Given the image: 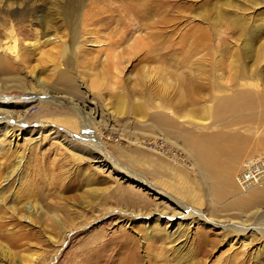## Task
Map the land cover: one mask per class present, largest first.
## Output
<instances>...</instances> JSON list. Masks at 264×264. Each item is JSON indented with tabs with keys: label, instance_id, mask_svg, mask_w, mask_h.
<instances>
[{
	"label": "rangeland",
	"instance_id": "1",
	"mask_svg": "<svg viewBox=\"0 0 264 264\" xmlns=\"http://www.w3.org/2000/svg\"><path fill=\"white\" fill-rule=\"evenodd\" d=\"M67 4L0 0V47L16 53L0 49V119H10L0 122V245L11 253L0 264H264L253 229L264 226V178L238 182L264 160V99L213 117L238 90L264 93V0H85L73 26ZM158 115L193 136L243 139L231 191L221 183L228 162L214 176L200 144L168 134ZM97 142L187 213L98 163ZM176 213L195 214L169 222Z\"/></svg>",
	"mask_w": 264,
	"mask_h": 264
},
{
	"label": "bare ground",
	"instance_id": "2",
	"mask_svg": "<svg viewBox=\"0 0 264 264\" xmlns=\"http://www.w3.org/2000/svg\"><path fill=\"white\" fill-rule=\"evenodd\" d=\"M84 1L85 0H71V7H69L68 4L66 5V7H64V14H65L66 10H71V12H66V14H65V16H66V18L68 20L66 22L70 21L71 26H73V23L74 24L76 23V20L78 19L79 15L81 13V9L83 7ZM152 4H153V2H152ZM144 5H145V2H140L138 6L143 7ZM156 5H159V4L155 3L154 6H156ZM154 6H152V8ZM132 11H134V9H132ZM139 11H142V10L140 9ZM136 12H137V10H136ZM146 13H148V11H146ZM95 14H100V11L96 12ZM236 24L239 25V28H242V26H243L242 23L239 24L237 22ZM8 45L4 44V45H2L0 47V49L7 55L9 54V52L11 54H16V53H14L15 50H9L10 48L8 47ZM247 45H250V43H247ZM30 47L31 48H35V45H31ZM249 50H251V48H249ZM3 52H2V54H3ZM0 59H1V57H0ZM260 60L264 61V49L261 50ZM38 82H40V80ZM165 84H167V83H163V82L161 83V85H165ZM239 91H241V92L239 93ZM258 95H261V96H258ZM261 98L264 99V93H262V94H253V93H251L249 91L245 92L243 90H238L234 96L224 98L216 105V107L213 110V117L215 118V120L221 122V121H223L226 118L233 117L237 113H241L247 107L251 106V102L252 101L257 100V99H261ZM165 107H166V105H163V108H165ZM79 108H78V110H79V114H80V117H81V115H84L85 113H84V109H82V108L79 109ZM179 118L181 119V117H179ZM81 119L83 120L84 118L81 117ZM9 120H10L9 118H2V119H0V122H2V121L8 122ZM84 120H85V122L87 121V122L92 123L91 122L92 120L90 119L89 116H88V119H84ZM154 120L156 121L157 124H159L162 128H164V130L166 132H168V134H170L172 136L174 135L175 137H178V138L183 139V140H184L185 137L189 136V138H185L186 141L190 142L191 144L199 143L200 146H201L200 151L197 152L198 155H199V158L205 165H208V168H211V170L212 169L214 170V176L217 175L214 167L215 166H219V163L228 162V165H227L228 169H226L224 171V177H223V181H221V183H222V185L225 186L227 191H231L230 190L231 174L234 171L232 166L236 163V161H240L246 155V152H245L246 146L243 145V143H244L243 139H240L238 137H232V138L230 137V139H229L226 136H220V137H217V138H213L211 136H193L191 132L183 129V127H181V124L178 121H175V119H172V118H170L167 115H158V116H156L154 118ZM87 122H86V125L88 126V128H90V125L87 124ZM82 126H83V130H84V128L86 129V127H84V125H82ZM9 127H10V125L7 123V128H6L7 131L9 129ZM174 129L178 130V133H174L173 132ZM67 139H68L67 143L70 144L69 146L74 148L73 146H71V140L76 139V137H74V135L71 134V136H69ZM76 140H78V139H76ZM185 143L188 144L187 142H185ZM97 144L99 145V142H97ZM174 145H177V144H175V142H174ZM99 146H97L98 147L97 155L92 156V158H94L98 163L103 164V166H105V167H107V166L112 167L114 169L115 173L120 174V175L123 174L124 177L127 180L129 179V180L133 181L135 184L143 185V186L147 187V189L149 191H151L152 193H154V195H156L157 198L159 197L160 199L168 200L172 204L177 206L180 210L185 211L187 213V211H186L187 208L186 207H188V206H185L184 203H181L179 200H177L175 198V196L169 195L166 191H164L163 189H161L158 186H155V185L152 186V184L149 181H147L145 179V177H142V176H140L138 174L134 175V172L129 171L126 168L123 169V168H121V166L115 165V163L113 161V158L110 155H108L107 153H105V151H102V149H101L102 147L101 146H100V149H99ZM76 148L79 149L78 146H76ZM76 148H75V150L77 151L78 149H76ZM85 151L86 150H84V148H82V150H80L79 152L87 153V151L86 152ZM101 152H104L105 155H103ZM87 154L90 155V153H87ZM254 162H256V161L255 160L252 161V163H250V165L253 164ZM251 166H253V165H251ZM256 169H262V168L256 166L251 171L246 172L243 175V177H241V178H243V180H245V182L240 181V178L238 179V182H240V183L242 182L244 184L243 186H244L245 189L251 188L253 185H256L257 182L260 179L264 178V173L261 172L260 170H256ZM255 170L259 171V173H258L259 175H254V177L251 180H248L247 179L248 175L251 174V173L253 174ZM257 192L259 194L260 191L258 190ZM263 198H264V195H263ZM244 201L245 200H242V202H240L238 204L240 206L244 205L245 209L252 208V207L257 205V204H255L256 203V198L254 200H251V201H245V202ZM26 209L29 211V213H32V214L35 213V215L38 216V210H41V206H40L39 203H35V204L29 203L28 207H26ZM194 214H190L189 213V215L185 216L183 214H177L176 213L173 216L166 215V218L170 222L177 215L178 216L180 215L181 218L187 217V216L190 217V218H194V216H193ZM253 215H256V211L254 213H251L250 215H247L244 219H247V218H249V217H251ZM261 215L263 216L264 214H261ZM26 219L27 220L30 219L29 216ZM53 219L54 220L56 219V214L53 215ZM168 221H167V224H166L167 226L169 225ZM263 221L264 220H262V222ZM243 223L244 222H242V224ZM216 225H220V223L216 224ZM221 225H222V227L224 229H227V231L231 230L233 228V226H234V225H232L230 227H227V226H224L223 224H221ZM244 228L245 227H243L242 229H244ZM249 228H246V229H249ZM257 228H253V229H255L256 232H260L258 234L264 236V226L261 229H259L258 231H257ZM241 233H246V232L245 231H239V234H241ZM173 236H174V234H169V237H173ZM239 236H241V235H239ZM3 250H6V252L8 254H11L8 247L0 245V252L3 251ZM27 258H28V261H26V262H28L29 264H31L33 262V260H34V257H27ZM131 264H138V257L137 256L134 257V262H132ZM242 264H243V262H242ZM259 264H261V263H259Z\"/></svg>",
	"mask_w": 264,
	"mask_h": 264
},
{
	"label": "built area",
	"instance_id": "3",
	"mask_svg": "<svg viewBox=\"0 0 264 264\" xmlns=\"http://www.w3.org/2000/svg\"><path fill=\"white\" fill-rule=\"evenodd\" d=\"M256 166H258V167H261L262 169H256V170H260L261 172H263L264 173V160L260 163V164H253V166H251V168L252 169H254ZM251 169V170H252ZM250 170V171H251ZM254 171V173L252 174V176H254V175H259L258 173H259V171ZM239 184H240V186H242V184L239 182Z\"/></svg>",
	"mask_w": 264,
	"mask_h": 264
}]
</instances>
